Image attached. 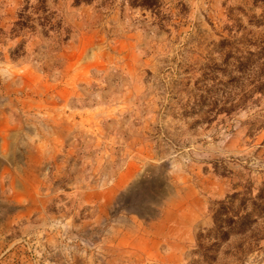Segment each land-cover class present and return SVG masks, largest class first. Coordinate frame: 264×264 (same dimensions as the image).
<instances>
[{
    "label": "rangeland",
    "instance_id": "1",
    "mask_svg": "<svg viewBox=\"0 0 264 264\" xmlns=\"http://www.w3.org/2000/svg\"><path fill=\"white\" fill-rule=\"evenodd\" d=\"M133 1L47 2L67 40L11 59L0 0V264H264V0Z\"/></svg>",
    "mask_w": 264,
    "mask_h": 264
},
{
    "label": "trees",
    "instance_id": "2",
    "mask_svg": "<svg viewBox=\"0 0 264 264\" xmlns=\"http://www.w3.org/2000/svg\"><path fill=\"white\" fill-rule=\"evenodd\" d=\"M148 1H133L131 5L141 8L153 7L154 4H150ZM47 2L53 3L54 0H21L15 21L8 32L10 39L20 38L15 46L8 50L11 59L25 55L26 44L31 38L38 43L48 42L50 52L57 51L58 47L67 40L66 32H64L65 37L62 38L64 35H61V19L56 16L53 10L48 8ZM247 203H250V212L256 211L259 207L256 204L257 197L251 199L239 194H232L225 202L222 201L224 207L215 216L214 227L202 236L209 238L212 243L198 247V255L201 261L206 263L213 262V254L217 251L218 246L225 243L230 236L243 233L248 227L250 212L244 211ZM190 264H193V262Z\"/></svg>",
    "mask_w": 264,
    "mask_h": 264
}]
</instances>
